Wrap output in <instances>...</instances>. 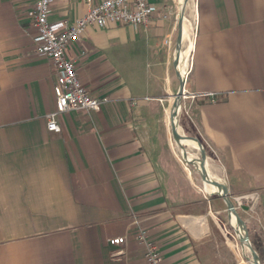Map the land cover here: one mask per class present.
I'll use <instances>...</instances> for the list:
<instances>
[{"label":"crops","instance_id":"1","mask_svg":"<svg viewBox=\"0 0 264 264\" xmlns=\"http://www.w3.org/2000/svg\"><path fill=\"white\" fill-rule=\"evenodd\" d=\"M148 1L157 11L146 27L90 26L67 48L88 94L107 101L59 114L54 132L45 116L55 71L35 51L33 0H0V264H145L139 230L161 264H240L152 96V81L160 96L172 79L167 2ZM194 8L184 88L195 97L181 122L191 135L179 132L209 146L229 190L255 194L247 225L264 262V0H194ZM86 10V0H53L49 20L71 24ZM177 65L176 54L178 75ZM204 164L212 175L206 156ZM118 236L123 244H109Z\"/></svg>","mask_w":264,"mask_h":264},{"label":"built area","instance_id":"2","mask_svg":"<svg viewBox=\"0 0 264 264\" xmlns=\"http://www.w3.org/2000/svg\"><path fill=\"white\" fill-rule=\"evenodd\" d=\"M53 0H33L27 15L35 29L33 38L36 44V54L48 58L55 71L53 85L54 109L46 114V127L50 131L58 132L60 127L57 116L71 111H97L107 98H96L88 94L86 88L77 76L74 63L67 58L66 50L74 42H78L88 27L104 28L109 24H125L133 28L146 26L151 16L157 11L155 4L148 0H100L94 3L86 0L85 14L68 24L63 20L50 21ZM170 45V38L164 40ZM185 80V78H184ZM183 95L187 92L182 89ZM188 93V92H187ZM189 97H195L188 93ZM210 97H213L210 95ZM213 100V98L211 99ZM251 200L253 209L256 196L246 194L233 197L237 205ZM138 241L144 244L143 257L145 264H161V256L156 244L148 240L143 230L138 231ZM124 237L118 236L108 240L109 244L118 246L124 243ZM240 264H250L246 257H241Z\"/></svg>","mask_w":264,"mask_h":264},{"label":"rangeland","instance_id":"3","mask_svg":"<svg viewBox=\"0 0 264 264\" xmlns=\"http://www.w3.org/2000/svg\"><path fill=\"white\" fill-rule=\"evenodd\" d=\"M165 1L167 2V5H166L167 9L169 10V14H168V16H169V32L167 34L168 36L166 39L170 38L169 48H167V47H165V48L169 54L168 76L170 79H172V84H171L169 91L167 90V93H162V95L156 96L161 92V91H158L159 89H157L159 86L158 85L159 81H152L153 90L151 91V93H152L153 97H160V101L158 102L160 105H158V106H160L161 112L164 113L165 110L167 109V113L169 115V120H168L169 139H170V144H172V146H173V147L172 146L171 147L174 151V154L176 155L178 160L183 164L186 174H187V172H189V180H191L194 188H196V187H198L200 189L203 188L207 192V190L205 189V187L202 183V177L199 174L196 167L192 164H188V163H185L182 161V159L180 157V149L176 145L175 139L173 138V134L171 131L170 115H171L172 108L174 106V101H175L174 94H176V92L178 90L177 87L179 85V79H178L177 72L175 69V65H176L175 49H176V44H177L178 25L179 24H178V11H177V4H176L177 0H165ZM190 2H191L190 6H191L192 13L190 11V8H187V7L185 8V11L184 10H182V11H184V13H183L184 16L186 17V19L191 24V27H192L191 32H192V38H193V35L195 32V16L196 15H195V8H194V0H190ZM146 26H144V27H146ZM192 38L190 41H192ZM180 47L182 48V46H180ZM190 51H189L188 64H189V60H190ZM128 75H130V74L127 72H124L122 74H119L117 76V78L125 79ZM153 99H155V98H153ZM190 102H191V98L189 97L188 93L185 92V95L181 96V98H180V107H179L180 110H179L178 118H177L178 119L177 123L179 125L181 133L185 134L187 136H190L191 134H188L189 132H187L183 129V127L181 126V122H182V120H185L187 118V116L189 115V113L191 111L189 108ZM194 138H196V140L203 147L204 155L208 158V160L210 162V171L213 175V178L217 179L218 181H220L221 183H223L226 186L227 194L230 196V198L232 200V205L234 207V211H235L236 215L244 223V229L246 230L249 242H250L252 248L256 251V254L258 255V259H259L260 263L264 264L263 254L261 252V249L259 248L260 243L257 242L255 235L250 233L248 225H247L248 218H250L251 215L253 216V209L250 208L251 207V200L249 199V200L245 201L242 205H237L233 201V197L250 194L251 192L235 193L234 191L229 190V186H227V184H225V177L223 174L224 170L219 163L214 161L215 157H214L213 152L209 148V146L199 136H195ZM186 151H188L193 156L199 157V152H198L199 149L197 151V150L186 148ZM215 164L218 165L217 169L215 168ZM209 197L213 200V207H214L213 213L215 216L216 226H217V228H219L221 230V233H220L221 241L226 242L229 245V247H231L233 256H238L239 262H240L241 257H246L248 259V261H250V264H251V261H252L251 253L247 252L244 248H242L241 241L236 237L235 230L229 224L228 211L226 209V205H225L223 199L220 196H218L216 193L210 195Z\"/></svg>","mask_w":264,"mask_h":264},{"label":"bare ground","instance_id":"4","mask_svg":"<svg viewBox=\"0 0 264 264\" xmlns=\"http://www.w3.org/2000/svg\"><path fill=\"white\" fill-rule=\"evenodd\" d=\"M177 11H178V24L180 25V36H181V44L182 48L177 54V70H178V77L179 78H185L187 69H188V59H189V51L192 49V27L189 21L186 19V17L183 14L182 10H185V8H190L191 10V2L190 0H177ZM193 5V4H192ZM186 29V30H185ZM189 44V45H188ZM179 105L176 101H174V106L172 108V112L170 115V122L171 126H174L176 130L178 131L179 134V140L177 144H181L182 146H193L192 148L194 150L200 149V158H195V159H188L187 157H194L191 155L188 151L187 152H182L181 156L182 159L185 161V163H191V164H196L198 167L197 170L203 175L202 178V183L206 185V189L209 191L207 192L208 194L212 195L214 193L224 195L227 192L224 189L221 188V183L217 179H214L213 176L206 170V166L204 164V158L205 155H202V149L203 147L200 145V143H196L197 140H191L190 138L182 135L179 131L180 128L179 126L177 127V124L175 122V115L179 112ZM198 144V145H197ZM192 153V152H191ZM194 154V153H193ZM229 216V223L230 226L235 230L236 237L239 238L242 244V248H244L247 252H250L248 244L243 240L242 238V233L244 232L243 230V225L242 223L237 219V215L234 211H229L228 213ZM250 257V256H249ZM251 264H256V259L254 258L253 255H251Z\"/></svg>","mask_w":264,"mask_h":264},{"label":"water","instance_id":"5","mask_svg":"<svg viewBox=\"0 0 264 264\" xmlns=\"http://www.w3.org/2000/svg\"><path fill=\"white\" fill-rule=\"evenodd\" d=\"M179 28H180V25H178V36H177V44H176V49H175V55L178 54V52L180 51V48H181L180 47L181 36H180V29ZM178 79H179V87H178V90H177L176 94H174V99H175V101L178 103V105L180 107V98L183 95L182 89H183V85H184V78H179L178 77ZM171 131H172V134H173V138L176 140V142H178V140H179L178 131L176 130V128L174 126H171ZM178 147H179V149L182 152H186V148L184 146H182L181 144L178 143ZM202 155H204L203 149H202ZM201 177L203 178V175H201ZM217 195L220 196L223 199V201H224V203L226 205V209H227L228 213H229V211H234V207L232 205V200H231L230 196L227 193L224 194V195H221V194H217ZM237 219L243 225V230H244V232L242 233L243 240L248 244L251 255H253L254 258L256 259V264H261L259 259H258V255L256 254V251L252 248V246H251V244L249 242L246 230L244 229L243 221L238 216H237Z\"/></svg>","mask_w":264,"mask_h":264}]
</instances>
